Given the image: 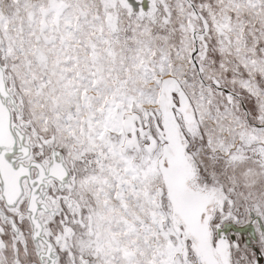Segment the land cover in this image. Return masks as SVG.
<instances>
[{
    "label": "snow or ice",
    "instance_id": "obj_1",
    "mask_svg": "<svg viewBox=\"0 0 264 264\" xmlns=\"http://www.w3.org/2000/svg\"><path fill=\"white\" fill-rule=\"evenodd\" d=\"M0 264H264V0H0Z\"/></svg>",
    "mask_w": 264,
    "mask_h": 264
}]
</instances>
